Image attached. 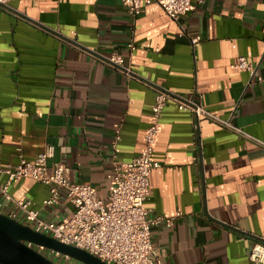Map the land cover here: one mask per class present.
I'll list each match as a JSON object with an SVG mask.
<instances>
[{
    "label": "crops",
    "instance_id": "obj_1",
    "mask_svg": "<svg viewBox=\"0 0 264 264\" xmlns=\"http://www.w3.org/2000/svg\"><path fill=\"white\" fill-rule=\"evenodd\" d=\"M91 50L123 53L130 74ZM240 55L254 75L235 68ZM154 86L193 98L264 142V0H193L178 20L156 0H144L136 16L122 0L0 4V169L51 144L50 169L63 162L73 181L108 198L115 163L144 147ZM153 159L160 167L145 206L179 214L173 227L151 230L161 264H257L249 257L264 239V146L170 103ZM10 192L41 207L49 188L27 178ZM72 210L63 202L41 213L62 220ZM11 211L0 196V212Z\"/></svg>",
    "mask_w": 264,
    "mask_h": 264
},
{
    "label": "built area",
    "instance_id": "obj_2",
    "mask_svg": "<svg viewBox=\"0 0 264 264\" xmlns=\"http://www.w3.org/2000/svg\"><path fill=\"white\" fill-rule=\"evenodd\" d=\"M11 0H0L1 5H8ZM129 11L138 15L143 11L144 0H122ZM175 20L184 15L193 0H156ZM202 1V0H199ZM200 39L194 36L192 42ZM130 53L135 49L133 41L128 42ZM92 51V50H91ZM97 58L110 66L130 74L125 66V55L113 51L101 55L92 51ZM235 68L255 74L256 67L245 55L238 56ZM156 95L152 107L151 122L144 136V147L139 155L130 161H117L114 168L113 185L108 198L98 196L96 189L86 183L75 182L71 178L70 167L55 163L49 168V159L54 155V146L47 144L34 160L20 159L12 169H0L6 175L4 183L0 182V196L7 201L12 211L8 216L30 226L34 231L44 233L59 242L82 249L107 264H161L163 251L157 248L151 237L153 227L165 225L173 227L179 214L164 216L152 214L145 206L151 193L150 175L160 163L153 159L155 143L159 133L160 120L164 109L173 103L178 110L205 117L213 122L230 128L235 133L247 137L256 143L264 142L235 125L231 119H222L206 109L202 103L193 98H185L164 87L154 86ZM120 135H117V140ZM33 179L49 188V195L41 207L29 198L16 199L10 187L24 179ZM69 203L73 210L71 215L62 220L43 217L41 208H50ZM1 213V212H0ZM56 264H85L67 254L54 249L27 243ZM250 260L264 264V239L255 242Z\"/></svg>",
    "mask_w": 264,
    "mask_h": 264
},
{
    "label": "water",
    "instance_id": "obj_3",
    "mask_svg": "<svg viewBox=\"0 0 264 264\" xmlns=\"http://www.w3.org/2000/svg\"><path fill=\"white\" fill-rule=\"evenodd\" d=\"M27 243L54 249L85 264H107L82 249L63 244L49 235L34 231L17 219L0 213V264H56Z\"/></svg>",
    "mask_w": 264,
    "mask_h": 264
}]
</instances>
